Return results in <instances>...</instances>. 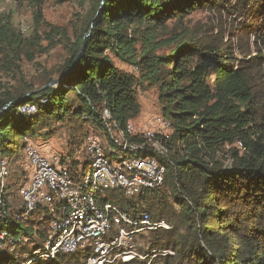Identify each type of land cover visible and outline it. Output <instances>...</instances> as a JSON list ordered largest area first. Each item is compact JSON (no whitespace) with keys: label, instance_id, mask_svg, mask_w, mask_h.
<instances>
[{"label":"trees","instance_id":"obj_1","mask_svg":"<svg viewBox=\"0 0 264 264\" xmlns=\"http://www.w3.org/2000/svg\"><path fill=\"white\" fill-rule=\"evenodd\" d=\"M30 1L39 9L51 0ZM54 1L88 3L93 11L83 35L68 41L67 57L53 72L57 78L64 75L58 85L26 97L35 84L41 88L54 80L46 74L2 95L0 111L9 107L0 113V157L9 164L23 161L26 138L40 114L67 121L82 136L72 137L61 164L78 180L88 167L84 148L90 133L83 137L82 125L100 128L105 136L101 113L106 108L112 122L124 130L141 111L137 89L154 88L171 132L166 138L158 136L172 163L159 160L166 170L163 186L133 203L119 191L107 192L105 200L126 212L144 210L151 221L170 226L141 236L148 239V250L174 253L157 256L151 264H264V0L229 1L233 5L227 8L228 16H244L250 24L242 61L220 45L202 49L183 27L193 12L222 10V0ZM33 20L37 29L40 11ZM35 36L23 39L8 19L0 21V54L8 63L3 72L17 73L13 58L19 60L22 54L31 60L24 48L35 44ZM138 44L140 51L135 49ZM110 55L136 73L118 69ZM26 103L38 105L34 116L19 114ZM129 140L140 141V136ZM219 153L229 156V168L218 160ZM48 228L46 209L40 208L14 232L31 238V248H20L28 260L44 243ZM2 257L0 262L7 264L28 261ZM30 264H84V255Z\"/></svg>","mask_w":264,"mask_h":264},{"label":"built area","instance_id":"obj_2","mask_svg":"<svg viewBox=\"0 0 264 264\" xmlns=\"http://www.w3.org/2000/svg\"><path fill=\"white\" fill-rule=\"evenodd\" d=\"M17 29L21 35L31 31L24 19L18 21ZM45 103L46 100L40 102ZM37 106L26 103L18 112L34 116ZM101 119L107 139L96 134L86 137L88 167L78 180L61 164L57 153H43L39 146L26 140L22 167L27 175L19 188L20 203L16 207L10 206L7 194L9 162L0 157V253L6 247L14 249L28 243L27 236H15L14 232L20 231L19 226L38 209L45 208L49 219L47 237L39 248L33 249L31 259L10 264L49 262L59 255L77 254L84 255V264H140L154 251L140 254L135 250V238L170 229L164 221H151L145 212L133 215L105 200L109 191H119L131 199L163 186L166 170L159 160L172 163L168 147L158 136L167 137L163 131L170 130V123L157 118L156 129L136 132L129 120L123 130L112 122L106 108ZM133 136H140V141H130ZM158 254L174 255L168 250Z\"/></svg>","mask_w":264,"mask_h":264},{"label":"rangeland","instance_id":"obj_3","mask_svg":"<svg viewBox=\"0 0 264 264\" xmlns=\"http://www.w3.org/2000/svg\"><path fill=\"white\" fill-rule=\"evenodd\" d=\"M229 1L230 0L221 1V4H223L222 10H199L193 12L187 16L182 23L183 27L188 29L191 38L194 39L202 49H209V47L213 45L219 47L220 45L224 48H229L228 51L232 52L233 59L242 61L244 57L240 55V52L247 47L246 33H248L247 26L250 24L248 23V19L244 16H228L227 8L233 5V3ZM37 11H40L42 20L40 26L35 29L33 18ZM92 11V5L88 3L83 5L77 1L59 4L54 0L46 1L38 9L34 1L30 0H24L22 2L14 1L12 3H4L3 0H0V21L2 19H8L16 34H19L23 39H30V37L36 33L35 44L31 43L28 47V51L24 48V51L28 53L27 56L30 57L31 60H28L23 54L20 56L19 60L13 58V64H15L18 70L17 73L14 71V73L8 74L1 70V67H4L3 65L7 62V58H4L0 54V99L6 91L20 89L24 83L32 84V82L38 80L43 75L49 74L53 79H57V76L53 72L63 64L67 57L68 41L72 43L78 35H83ZM20 19H24L26 24L29 25L31 30L29 34L21 35L18 32L17 24ZM176 22L169 24L171 25L170 27H174ZM63 33L67 34V38L63 36ZM135 49L136 51H140V45L138 44ZM110 58L118 69L128 73H136L133 70V66L119 61L112 55H110ZM39 88V85H34V90ZM137 99L141 111L139 115L131 121L136 132L152 131L156 129L155 125L157 118L166 121L162 116L161 108L158 103L157 91L154 88L140 86L137 89ZM36 121L38 122L35 125V129L31 131V137L26 138V140L37 145V147L39 146L41 152L46 153L49 151L51 153H57L62 160H65L63 157H65V153L68 152L69 144L72 143V137L79 136L78 129L74 130L67 121L59 122L53 117H47L46 119L45 117H41V114L36 117ZM81 131L83 137L88 132L99 136H102L103 133L100 128H92L89 124H83ZM163 132L166 134L171 133L165 130ZM228 148L229 147H227V149ZM78 152L79 151L76 153ZM218 158L225 168L230 167L231 159L229 156H223L219 153ZM26 175L22 167V158L9 164V189L7 194L8 197H10L11 207H16L17 204L20 203L19 188L22 183H24V177ZM139 198L140 196L127 200L133 203L138 201ZM146 206L147 200L141 203L142 208ZM141 211L143 212L144 210H138L137 212H135V210H128L129 213L135 215ZM183 233L184 230H181V234ZM147 236L148 234H144L142 237ZM28 238L30 240L26 245H18L14 249L6 247L0 253V257L3 256L4 258L9 257L13 259L22 257L28 260V258L22 254V251H20L21 247L27 249L31 248V238ZM134 246L135 250L143 255L149 254L151 251L148 250V239L142 240L141 236L135 238ZM144 249L145 251H140ZM158 251H154L153 256L149 255L140 264H148L153 261L155 257L159 256ZM135 263L139 264L138 261Z\"/></svg>","mask_w":264,"mask_h":264},{"label":"water","instance_id":"obj_4","mask_svg":"<svg viewBox=\"0 0 264 264\" xmlns=\"http://www.w3.org/2000/svg\"><path fill=\"white\" fill-rule=\"evenodd\" d=\"M88 36H89V34L85 35V36H84V39H85L86 37H88ZM83 45H84V43L81 44L80 52H81V50L83 49ZM63 76H64V75H62L61 77H59V78H57V79H54V80L51 81L49 84H47V85H45V86H43V87H41V88H39V89H37V90L30 91V92L26 95V97H30V96H33V95H37V94L41 93L42 91L46 90L47 88L54 87V86L58 85V84L61 82ZM7 107H9V105H7L6 108H7ZM6 108H3V109L1 110V112L5 111Z\"/></svg>","mask_w":264,"mask_h":264}]
</instances>
